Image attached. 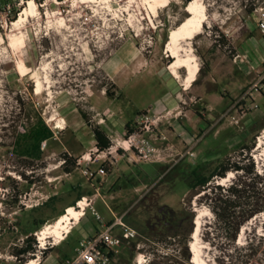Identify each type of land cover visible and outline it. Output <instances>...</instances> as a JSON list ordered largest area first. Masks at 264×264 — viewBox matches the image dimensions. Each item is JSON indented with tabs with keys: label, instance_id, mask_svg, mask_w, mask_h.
<instances>
[{
	"label": "rangeland",
	"instance_id": "rangeland-1",
	"mask_svg": "<svg viewBox=\"0 0 264 264\" xmlns=\"http://www.w3.org/2000/svg\"><path fill=\"white\" fill-rule=\"evenodd\" d=\"M27 1L0 0V262L62 264L84 232L98 235L123 216L135 236L124 234L121 223L113 229L121 243L109 264H196L191 242L200 210L205 264H264V212L246 221L232 240L203 198L210 188L190 189L182 178L163 179L160 172L183 162L213 161L214 167L219 160L237 161L245 155L243 144L254 143L251 155L264 173V141L257 148L264 140V96H246L264 72V32L258 27L264 0H200L207 22L190 43L201 67L189 89L183 84L186 69L177 78L168 68L172 56L166 45L171 31L190 15V2L170 0L151 19L137 1L116 0L118 5L108 8L34 0L37 14L15 29L10 18L16 10L17 19ZM251 8L259 11L249 13ZM244 52L247 59L236 62L234 55ZM139 111L150 116L149 130ZM39 117L54 137L43 143L42 158L30 159L18 154L14 143ZM97 126L111 139L107 156L96 146ZM131 134L155 148L153 162L132 153L121 156L122 148L117 153V139ZM64 152L81 165L64 170ZM88 153L101 159L88 164ZM102 165L104 174L87 179L85 168L97 171ZM83 190L93 192L81 200L100 217L86 206L68 242L50 237L44 246L39 233ZM35 220L45 223L38 229ZM27 233L35 237L36 250L24 255L19 249Z\"/></svg>",
	"mask_w": 264,
	"mask_h": 264
},
{
	"label": "trees",
	"instance_id": "trees-1",
	"mask_svg": "<svg viewBox=\"0 0 264 264\" xmlns=\"http://www.w3.org/2000/svg\"><path fill=\"white\" fill-rule=\"evenodd\" d=\"M186 1L190 2L191 0ZM253 10L254 8H251L248 11L252 13ZM17 15L18 11L15 10L13 19L10 18V20H15ZM169 60L172 61V58ZM106 92L110 94L109 89H107ZM242 103H244V101ZM145 112L146 111H139L137 113L141 114ZM126 126L129 128V131H132L129 122H127ZM93 135L98 150L104 151L111 146L112 142L109 135L100 126L93 129ZM53 137L54 131L49 127L43 117H39L28 129H25V131L18 135L14 143V150L18 154L30 159H40L43 155V143L49 141ZM253 147L254 143L243 144L241 147L242 152H245V155H242L243 157L237 161H231V159L226 161L219 160L214 167H211V164L215 163L213 161H198L196 163L183 162L180 164L177 163L172 167L167 165L162 170L163 172L160 171L162 174L161 176H163V179L180 177L188 183L190 189L196 188L197 186L205 187L206 190L210 188L204 193L203 198L215 214L216 221L220 224L223 233L234 240L241 226L246 221L264 212V173L259 172L256 168L255 159L251 155ZM62 156L63 169L67 172H71L69 166L77 165L76 158L69 155L67 152H64ZM167 167L169 168L167 169ZM229 171H234L236 174L235 179L230 184L225 185L218 182L217 184L208 186V183H211L213 178L219 177V179H221L226 177ZM86 177L89 180L92 179V177ZM73 187L81 188V185ZM197 193H200V191ZM91 194H93L91 190L80 191L72 204L68 206H76L77 201ZM62 214L63 212L59 215L61 216ZM34 222L38 229L45 223V221L41 220H35ZM113 222L114 220H110L108 224L110 225ZM95 228L98 233L100 229L97 226ZM26 235V244L19 249V253L24 255L35 252L36 250L35 237L28 233ZM94 236H97V234ZM94 236H91L90 233V237ZM48 249L50 248L45 249L43 253L47 252ZM117 253L118 252L114 250L110 251L112 259Z\"/></svg>",
	"mask_w": 264,
	"mask_h": 264
},
{
	"label": "bare ground",
	"instance_id": "bare-ground-1",
	"mask_svg": "<svg viewBox=\"0 0 264 264\" xmlns=\"http://www.w3.org/2000/svg\"><path fill=\"white\" fill-rule=\"evenodd\" d=\"M130 1L132 2L137 1L139 4L142 5V7L144 6L149 11L151 19H153L154 16H157L159 14L161 7L168 5L170 0H130ZM73 2L75 5H77V2L89 3V4L93 3V5H98V6L104 5L105 7L106 5H108V8L118 5L116 0H73ZM38 10L39 9L36 2L34 0H28L26 6L23 7V9L20 11L18 18L13 21V27L15 29L22 27L24 25V22L27 20V18L31 16H35ZM187 10L190 12V15L171 31L169 39L167 41L166 51L173 58L172 61L169 63L168 68L174 74L175 77L179 78L181 76L180 69L182 68L186 69V75L183 76V84L186 89H189L196 81L197 75L201 67L198 62V59L196 58V55L193 53V49L190 46V43L193 38H195L198 34L202 32L204 23L207 22L206 20L207 12H206V5L200 3V0H191L190 3L188 4ZM35 74L37 75L38 73L36 72ZM37 90L38 92L42 91V83L38 78H37ZM61 122H59L57 127L64 128ZM263 141H264L263 138L259 139L257 148H260L262 146ZM255 157L261 158L259 155L258 156L255 155ZM234 175L235 174L233 171H229L228 175L226 177L221 178L219 182L223 183L224 181L234 177ZM78 205L81 207L80 209L75 208V206H69L66 212L63 213L54 223L48 224L45 228L42 229L39 235L43 245L46 244V240L50 237H53V239L55 238L54 240H56V242H62V240L65 239L66 234L71 231L74 220H78L86 208V202L83 200L79 201ZM203 215L204 213L198 210V215L196 217V228L193 233L194 240L191 242L193 261L196 264H205V261L202 258L203 251H202V246L200 244V234L202 228ZM243 232H244V227L242 228L240 239L242 238ZM36 263H37L36 259H31L28 260L27 262V264H36Z\"/></svg>",
	"mask_w": 264,
	"mask_h": 264
},
{
	"label": "built area",
	"instance_id": "built-area-1",
	"mask_svg": "<svg viewBox=\"0 0 264 264\" xmlns=\"http://www.w3.org/2000/svg\"><path fill=\"white\" fill-rule=\"evenodd\" d=\"M259 9L255 8L253 10V13L256 14ZM258 27L259 29L264 32V17L258 19ZM248 55L244 53H236L234 55V60L237 62L238 58H240L241 61L247 59ZM262 66L264 71V59L262 60ZM259 78L256 82H253L251 84L250 89L246 92V96L249 100L255 99L254 92H257L259 95L264 94V72L258 73ZM244 100V99H243ZM243 102V101H242ZM245 103V100H244ZM243 103V104H244ZM247 113V110H243V115ZM242 115V116H243ZM226 116V113L224 114ZM142 122L144 123V127L147 128V130L150 129V116L147 112L142 114ZM235 120V117L233 116L232 121ZM137 138L135 135H130L129 137H126L124 140L120 141L117 139V148L116 151L118 153V149L122 148L124 151L121 153V156L126 155L127 153H132V156L138 157L137 160L142 159L144 161L153 162L151 156H153V151L155 150L154 147H152L148 141L145 139H140L139 141H136ZM110 148V147H109ZM108 149L102 151V156H107L108 153H111ZM101 155H97L95 157L92 156V153H88L87 157H84L89 162H96L101 159ZM159 159V158H158ZM78 165H81L82 161L79 159L77 161ZM113 162V161H111ZM261 172V171H259ZM84 173L86 176L93 177L97 174H104L105 168L104 165H102L101 168H99L97 171L92 170L90 167H87L84 169ZM87 200V198L85 197ZM86 206H91L93 209L94 214L99 218V213L95 210V208L92 207L91 203H87ZM123 216L121 218H116V221H114L112 224H107L105 226V229L94 237H84L80 239L78 242V245L75 249L74 255L67 257L63 260L62 264H109L112 260V257L110 255V251L114 250L115 252H118L117 246L120 245L121 239L120 236L113 234V229L119 224H122L124 234H126L128 237H134L135 233L134 231L126 226L122 222ZM68 234V233H67ZM66 234V235H67ZM39 238V235H38ZM45 246V245H44ZM141 260L139 259V262ZM28 262V261H27ZM25 262L24 264H27ZM0 264H4V262H0ZM36 264H40V261H37Z\"/></svg>",
	"mask_w": 264,
	"mask_h": 264
},
{
	"label": "crops",
	"instance_id": "crops-1",
	"mask_svg": "<svg viewBox=\"0 0 264 264\" xmlns=\"http://www.w3.org/2000/svg\"><path fill=\"white\" fill-rule=\"evenodd\" d=\"M68 207H69V206H68ZM68 207H67V208H68ZM75 226L77 227L78 225H75ZM73 228H74V226L72 227L71 231L66 235L65 239H63V242H65V243L68 242V240L70 239L71 235L74 233ZM91 236H94V235L91 234ZM84 237H90V233H89L88 231H87V232H84V236L81 237L80 239H82V238H84ZM80 239L78 240V242L80 241ZM78 242L76 243V245H75L74 247H71V248H70V250L73 251V254H68L65 258L74 255V253H75V249H76V247H77V245H78Z\"/></svg>",
	"mask_w": 264,
	"mask_h": 264
},
{
	"label": "flooded vegetation",
	"instance_id": "flooded-vegetation-1",
	"mask_svg": "<svg viewBox=\"0 0 264 264\" xmlns=\"http://www.w3.org/2000/svg\"><path fill=\"white\" fill-rule=\"evenodd\" d=\"M163 216L161 218H165L166 217V214H162Z\"/></svg>",
	"mask_w": 264,
	"mask_h": 264
}]
</instances>
